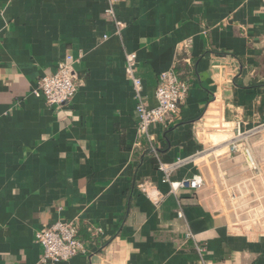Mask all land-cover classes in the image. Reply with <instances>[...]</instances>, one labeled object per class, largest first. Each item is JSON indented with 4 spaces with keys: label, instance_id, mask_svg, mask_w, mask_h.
Wrapping results in <instances>:
<instances>
[{
    "label": "crops",
    "instance_id": "obj_1",
    "mask_svg": "<svg viewBox=\"0 0 264 264\" xmlns=\"http://www.w3.org/2000/svg\"><path fill=\"white\" fill-rule=\"evenodd\" d=\"M128 52L150 106L161 73L190 85L154 150ZM69 54L81 86L52 108L33 92ZM178 162L203 189L164 181ZM58 220L88 248L58 264H264V0H0V264H39Z\"/></svg>",
    "mask_w": 264,
    "mask_h": 264
},
{
    "label": "built area",
    "instance_id": "obj_2",
    "mask_svg": "<svg viewBox=\"0 0 264 264\" xmlns=\"http://www.w3.org/2000/svg\"><path fill=\"white\" fill-rule=\"evenodd\" d=\"M108 14L114 17L118 33L121 30L122 22H120L115 14V4L113 2ZM191 41L185 42L182 50L187 52L190 48ZM72 54L65 56L61 62L57 64L54 73L44 75L37 80L34 94L44 98L46 104L52 108H62L71 102L76 96L81 84L77 82L73 76L74 66L78 62ZM125 73L128 81L131 82L135 99L136 112L138 115V134L143 140L152 146L151 129L160 124H164L170 117L179 114L181 107L185 104L190 93L189 82L183 79L175 68L160 74L158 85L155 91L156 105L150 106L144 94V83L138 72V56L136 53L128 52L125 55ZM241 133L238 132V138ZM237 151V146L233 147ZM249 155V151L246 150ZM181 167V162L171 166L161 163L160 171L164 173V181L169 182L174 191L181 189H189L198 192L204 188V181L199 177L183 179L172 182L171 173ZM182 216V214H181ZM94 235L102 234V229L91 228ZM188 239L194 238L190 233L186 236ZM36 241L42 248V256L39 264H58L67 262L76 256L86 255L88 248L82 240L79 233V226L75 221L58 220L41 230L36 234ZM198 253L203 254V248H197ZM109 264V263H106ZM203 264H207L203 260Z\"/></svg>",
    "mask_w": 264,
    "mask_h": 264
}]
</instances>
